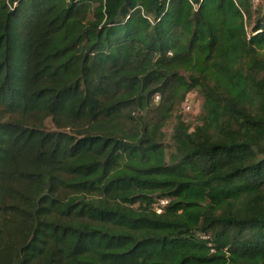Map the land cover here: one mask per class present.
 <instances>
[{
    "label": "trees",
    "instance_id": "obj_1",
    "mask_svg": "<svg viewBox=\"0 0 264 264\" xmlns=\"http://www.w3.org/2000/svg\"><path fill=\"white\" fill-rule=\"evenodd\" d=\"M255 1L0 0V264H264Z\"/></svg>",
    "mask_w": 264,
    "mask_h": 264
},
{
    "label": "rangeland",
    "instance_id": "obj_2",
    "mask_svg": "<svg viewBox=\"0 0 264 264\" xmlns=\"http://www.w3.org/2000/svg\"><path fill=\"white\" fill-rule=\"evenodd\" d=\"M260 3V0H256L255 4L258 5ZM202 97L199 93L194 92L190 95L189 100H187V103L190 105V109H187L185 111H181V113L184 116V119L192 124L197 123V117L199 116L201 112V106H202ZM47 126L50 130L54 128L52 123L49 121L47 122ZM173 131V122L167 126L165 132H166V142H170V138Z\"/></svg>",
    "mask_w": 264,
    "mask_h": 264
},
{
    "label": "built area",
    "instance_id": "obj_3",
    "mask_svg": "<svg viewBox=\"0 0 264 264\" xmlns=\"http://www.w3.org/2000/svg\"><path fill=\"white\" fill-rule=\"evenodd\" d=\"M160 99L159 95L156 96V101H158ZM187 109H190V106H187ZM166 202H162V204H165Z\"/></svg>",
    "mask_w": 264,
    "mask_h": 264
}]
</instances>
